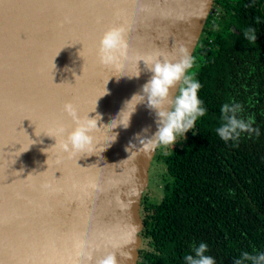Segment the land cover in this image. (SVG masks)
<instances>
[{"label":"water","instance_id":"95a60500","mask_svg":"<svg viewBox=\"0 0 264 264\" xmlns=\"http://www.w3.org/2000/svg\"><path fill=\"white\" fill-rule=\"evenodd\" d=\"M214 3L0 0V264H98L110 253L139 263L157 149L145 155L135 138L155 134L157 118L142 103L129 127L108 125L153 75L137 56L178 58L181 44L193 56ZM113 26L126 29L129 48L119 67L97 54ZM66 102L81 118L101 116L92 151L71 158L58 146L76 127Z\"/></svg>","mask_w":264,"mask_h":264},{"label":"trees","instance_id":"16d2710c","mask_svg":"<svg viewBox=\"0 0 264 264\" xmlns=\"http://www.w3.org/2000/svg\"><path fill=\"white\" fill-rule=\"evenodd\" d=\"M225 7L201 36L190 70L207 113L187 144L159 156L171 182L155 206H145L138 264H185L206 243L216 264H235L244 251L264 252V0H215ZM254 29L257 39L245 38ZM210 47L213 49L210 50ZM231 100L253 117L255 132L225 143L215 133Z\"/></svg>","mask_w":264,"mask_h":264},{"label":"clouds","instance_id":"9594fccd","mask_svg":"<svg viewBox=\"0 0 264 264\" xmlns=\"http://www.w3.org/2000/svg\"><path fill=\"white\" fill-rule=\"evenodd\" d=\"M125 34L126 29L123 26L110 27L103 33L97 53L102 65L119 67L129 58ZM244 36L250 42H255L257 39L255 30L251 28L245 30ZM140 61L144 62L146 69L153 75L142 86V94H134L130 100L125 101L124 108L108 126L129 127L131 116L136 111L137 105L145 103L147 108L156 114L157 131L153 135H148L150 129L145 128L142 133L136 135L135 139L138 141L141 152L150 155L158 146L175 144L177 136L191 130L197 119L206 115L207 109L198 96L202 85L190 71L194 65V58L185 45L179 46L178 58L170 53L156 52L137 56V63ZM139 76L140 71L132 77L139 78ZM105 94H107L106 91ZM63 111L72 118L76 127L67 132L63 126H59L56 133L63 135L67 132V135L66 139L59 143L56 140L55 145L58 143L59 148L68 153L70 158L79 153L91 152L94 139L91 133L98 128L97 122L101 116L97 114L95 118L90 119L88 115L81 118L76 106L71 102L64 104ZM241 111L242 106L230 99L221 106L218 126L214 131L225 143L237 142L243 133L255 132L259 135V130L253 128L254 118L243 119L239 115ZM129 149L130 147L126 151ZM207 250L208 245L200 243L199 247L194 249L195 255L185 253L183 257L185 264H216L211 256L205 255ZM253 253L242 252L235 260V264H264V252ZM120 255L124 260L129 259L127 253ZM98 264H118L116 253L108 254L99 260Z\"/></svg>","mask_w":264,"mask_h":264},{"label":"rangeland","instance_id":"374dc122","mask_svg":"<svg viewBox=\"0 0 264 264\" xmlns=\"http://www.w3.org/2000/svg\"><path fill=\"white\" fill-rule=\"evenodd\" d=\"M224 11H225V7H223V5L221 4H216L215 2L212 6L209 18L207 19L205 26L214 24L216 18H219ZM199 44L200 45L204 44V40H202V38L200 39ZM212 49L213 48L210 47V50ZM191 132L192 129L186 132L185 134L178 135L175 144L157 147L156 155L149 169L150 184L142 197V203H141L142 218L145 215L144 207L145 206L151 207L160 203L166 194V184L171 182V179L167 174L166 166L163 162V159L161 160L159 156H163L174 149L184 147L191 136ZM141 237L143 238L141 249H143L146 247L147 243L146 241H144V237L142 235Z\"/></svg>","mask_w":264,"mask_h":264}]
</instances>
